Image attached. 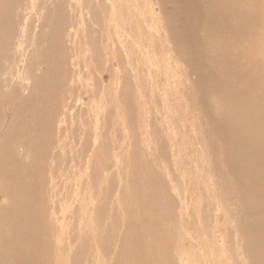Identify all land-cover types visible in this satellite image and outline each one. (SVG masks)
<instances>
[{"label": "rangeland", "instance_id": "1", "mask_svg": "<svg viewBox=\"0 0 264 264\" xmlns=\"http://www.w3.org/2000/svg\"><path fill=\"white\" fill-rule=\"evenodd\" d=\"M213 1L216 10L203 12L205 18H216L215 24L193 34L187 27H194L191 20L201 12V0H0V117L5 118L0 122H4L0 138L9 142L5 154L10 157L15 155L16 136L24 138L18 148L22 158L28 143L33 142L30 157L37 165L27 167L33 170L37 206L44 205L42 233L45 231L49 244L43 251V264H71L72 259L73 264H142L138 251L148 254L145 264H264L260 254L249 252L254 243L264 244V215L257 207L259 201L253 198L256 188L247 189L245 185L263 181L262 175L256 166L238 156L257 144L251 146L248 140L228 143L218 136L220 130L248 128L252 139L258 142L259 138V145L264 144V114L258 108L256 112L246 100L244 106L236 105L242 100L238 93L248 89L253 80H259L263 92L250 93L264 97V0ZM242 5L246 7L242 9ZM241 17H247V24L240 23ZM227 23L233 24L231 28ZM237 23L239 31L234 27ZM190 37L192 43L185 42ZM238 53L243 55L241 59ZM215 55L223 57L210 64ZM233 57L238 58V66ZM210 75L218 82L205 88L203 83L211 80ZM1 96L7 104L2 103ZM228 114L236 124L228 120ZM58 142H64L70 150L60 149ZM53 148L55 151H51ZM54 156L59 164L68 161L70 165L64 171L68 177L59 169L55 180L54 188L61 199L60 216L84 213L88 218L83 225L72 220L76 229H88L89 235H78L71 244L59 238L56 242L50 235ZM74 159L82 168H71ZM66 194L69 199L64 198ZM93 212L98 221H92ZM143 217L153 225H143ZM63 222L62 228H66L69 220ZM250 230L251 235L246 233ZM75 247L78 253L86 249L81 260L74 254Z\"/></svg>", "mask_w": 264, "mask_h": 264}, {"label": "bare ground", "instance_id": "2", "mask_svg": "<svg viewBox=\"0 0 264 264\" xmlns=\"http://www.w3.org/2000/svg\"><path fill=\"white\" fill-rule=\"evenodd\" d=\"M2 1V0H1ZM113 1V0H112ZM198 1V0H197ZM202 2H203V4L201 5V6H198L199 8H200V10H201V12L200 11H197V14L194 16V17H192V20H191V24H193V26L194 27H187L190 31H192L193 32V34L194 33H197L198 31H201V30H204V29H206V30H208L209 29V27H212L211 25L212 24H215V20H216V18H211V17H209V18H205V16H204V13L205 12H209V9L211 10V11H215L216 10V8H215V5H214V2L215 1H213V0H201ZM222 1V0H221ZM230 1V0H229ZM235 0H233V2H234ZM241 2L240 0H237L236 2ZM245 1V0H244ZM84 2V1H83ZM170 2V1H169ZM177 2V1H176ZM232 2V3H233ZM248 2V1H247ZM246 2V3H247ZM250 2V1H249ZM248 2V3H249ZM253 2V1H252ZM257 2V1H256ZM12 3V2H11ZM52 3V2H51ZM87 3V2H86ZM91 3V2H90ZM179 3V2H178ZM198 3V2H197ZM227 3V2H226ZM231 3V2H230ZM231 3V5H234V4H232ZM242 3H245V2H242ZM188 4V3H187ZM201 4V3H200ZM228 4V3H227ZM252 4V3H251ZM52 5V4H51ZM179 5H181V4H179ZM86 6V5H85ZM89 6H90V4H89ZM101 6V5H100ZM176 6H177V4H176ZM230 6V5H229ZM235 6V5H234ZM240 6V5H239ZM251 6V5H250ZM1 7V6H0ZM20 7V6H19ZM24 7H26V6H24ZM28 7V6H27ZM71 7V6H70ZM84 7V6H83ZM112 7V6H111ZM194 7V6H193ZM197 7V6H196ZM246 7V5L245 6H243L242 5V9H244ZM54 8V7H53ZM82 8V7H81ZM90 8V7H89ZM239 8H241V6L239 7ZM250 8H252V7H250ZM8 9V8H7ZM23 9V8H22ZM86 9V8H85ZM177 9V8H176ZM185 9V8H184ZM229 9V8H228ZM241 9V10H242ZM57 10H59V9H57ZM88 10V9H87ZM187 10V9H186ZM6 11V10H5ZM22 11H26V10H22ZM203 11H205V12H203ZM227 11H230V10H227ZM236 11H237V13H238V10L236 9ZM243 11V10H242ZM54 12H55V10H54ZM233 12V11H232ZM13 13V12H12ZM25 13V12H24ZM167 13V12H166ZM236 13V14H237ZM244 12H242V14H243ZM48 14H49V12H48ZM181 14H182V12H181ZM229 14V13H228ZM232 14H234V13H232ZM247 14V13H246ZM60 15V14H59ZM231 14H229V16H230ZM240 15H241V13H240ZM19 16V15H18ZM47 16V15H46ZM165 16V15H164ZM170 16V15H169ZM228 16V15H227ZM228 16V17H229ZM250 16H252V15H250ZM253 16H255V15H253ZM48 17H49V15H48ZM53 17H54V14H53ZM53 17H52V19H53ZM58 17V16H57ZM171 17H172V15H171ZM175 17V16H174ZM214 17V16H213ZM256 17H257V15H256ZM113 18V17H112ZM168 18V17H167ZM184 18V17H183ZM223 18V17H222ZM234 18H235V15H234ZM169 19V18H168ZM174 19V18H173ZM177 19V18H176ZM181 19V18H180ZM186 19H187V17H186ZM190 19V18H189ZM229 19L230 20H232L233 19V16H232V19H231V17H229ZM258 19V18H257ZM55 20V19H54ZM112 20V19H111ZM234 20V19H233ZM236 20V19H235ZM241 20L243 21V22H241L240 21V23H246V22H248L249 20L247 19V17H241ZM11 21V20H10ZM53 21V20H52ZM57 21V20H56ZM186 21V20H185ZM190 21V20H189ZM226 21V20H225ZM64 22V21H63ZM187 22V21H186ZM230 22V21H229ZM233 22V21H232ZM258 22V21H257ZM5 23V22H4ZM56 23V22H55ZM240 23L237 25H235L234 27H237L236 29L238 30L239 28H240ZM14 24V23H13ZM63 24V23H62ZM175 24V23H174ZM190 24V25H191ZM228 24V26L230 25V24H232V23H227ZM247 24V23H246ZM251 24V23H250ZM249 24V25H250ZM254 24V23H253ZM12 25V24H11ZM179 25V24H178ZM221 25H222V23H221ZM220 25V26H221ZM226 25V24H225ZM233 25V24H232ZM26 26H28V25H26L25 24V28H27ZM223 26V25H222ZM222 26H221V28H222ZM219 27V26H218ZM223 27H225V26H223ZM230 27V26H229ZM252 27V26H251ZM29 28V27H28ZM55 28V27H54ZM220 28V27H219ZM226 29H227V27H225ZM231 28V27H230ZM243 28H245V27H243ZM247 28H249L248 26H247ZM23 29V28H22ZM58 29V28H57ZM66 29V28H65ZM235 29V30H236ZM24 30V29H23ZM26 31H27V29H25ZM25 30H24V32H25ZM29 30V29H28ZM53 30V29H52ZM222 30V29H221ZM232 30V29H231ZM236 30V31H237ZM11 31H13V30H11ZM30 31V34H31V29L29 30ZM234 31V30H233ZM239 31V30H238ZM238 31H237V33H238ZM242 31V30H241ZM235 32V31H234ZM243 32V31H242ZM246 32V31H245ZM245 32H243V34L245 33ZM19 33V32H18ZM22 33V32H21ZM201 33H203V32H201ZM240 33V32H239ZM2 34V33H1ZM6 34V33H5ZM28 34V33H27ZM26 34V35H27ZM198 34V33H197ZM216 34V33H215ZM12 35V34H11ZM43 35H44V33H43ZM184 35V34H183ZM200 35V34H199ZM209 35H211V34H209ZM208 35V36H209ZM213 35H214V33H213ZM233 35H234V33H233ZM237 35V37H238V35L239 34H236ZM241 35H242V33H241ZM245 35V34H244ZM253 35H255V34H253ZM262 36L261 34H258V36ZM40 36H42V35H40ZM205 36V35H204ZM207 36V35H206ZM212 36V35H211ZM220 36V35H219ZM256 36V35H255ZM3 37H5V36H3ZM6 37H7V34H6ZM27 37V36H26ZM45 37V36H44ZM195 37V36H194ZM198 37V36H197ZM210 37V36H209ZM215 37V36H214ZM214 37H211V38H214ZM236 37V38H237ZM239 37H240V40H242L241 39V36L239 35ZM12 38V37H11ZM23 38V37H22ZM28 38V37H27ZM38 38V37H37ZM46 38V37H45ZM215 38H217V40H218V36L217 37H215ZM257 38V37H256ZM29 39V38H28ZM42 39V38H41ZM40 39V40H41ZM49 39V38H48ZM59 39V38H58ZM206 39V38H205ZM37 40V39H36ZM42 40H44V39H42ZM51 40V39H50ZM237 40H238V38H237ZM244 41H245V39H243ZM242 40V41H243ZM18 42L19 41H21V39L20 40H17ZM16 41V42H17ZM38 41V40H37ZM46 41V40H45ZM192 38L190 37V39H189V41L187 40V39H185V42H188V43H192ZM204 41V40H203ZM219 41H220V39H219ZM15 42V41H14ZM14 42H12V43H14ZM40 42V41H39ZM36 43V42H35ZM42 43V42H41ZM41 43H40V45H41ZM45 43V42H44ZM194 43V42H193ZM217 43H219V42H217ZM229 43V42H228ZM234 43V42H233ZM20 44H21V42H20ZM51 44V43H50ZM59 44V43H58ZM199 44H200V42H199ZM201 44H203V43H201ZM19 45V44H18ZM44 45H46V43L44 44ZM187 45V44H186ZM207 45H209V44H207ZM239 45V44H238ZM52 47V46H51ZM190 47V46H189ZM210 47V46H209ZM208 47V49L209 50H211V47L209 48ZM247 47H248V44H247ZM47 48V47H46ZM63 48V47H62ZM200 48V47H199ZM1 50V49H0ZM224 50V49H223ZM222 50V52H224ZM251 50V49H250ZM7 52H8V49L6 50ZM48 51V50H47ZM52 51V50H51ZM57 51V50H56ZM64 51V50H63ZM211 52V55L213 54L212 53V50L210 51ZM2 52L0 51V54H1ZM6 53V52H5ZM52 53V52H51ZM50 53V54H51ZM189 53H191V52H189ZM206 52H204V54H205ZM227 53V52H226ZM225 53V54H226ZM49 54V53H48ZM68 54V53H67ZM209 54V53H208ZM214 54H216V53H214ZM219 54V53H218ZM217 54V55H218ZM254 53H252V55H253ZM56 55V54H55ZM207 55V54H206ZM210 55V54H209ZM221 55V54H220ZM223 55V54H222ZM230 55V54H229ZM237 55H239L240 56V59H241V57H243V55L241 56L239 53L237 54ZM236 55V56H237ZM2 56V55H1ZM6 57H7V55H5ZM71 56V55H70ZM196 57H197V55H195ZM214 56V55H213ZM216 56V55H215ZM226 56H227V54H226ZM232 56V55H231ZM234 56V55H233ZM239 56H238V58H239ZM258 56V55H257ZM12 57V56H11ZM19 57H21V55L19 56ZM37 57V56H36ZM54 57V56H53ZM210 57V56H209ZM217 58L216 59H213L214 60V62H213V60H212V62H210V64H212V63H215L216 64V60L218 61V60H220L221 58L219 57V56H216ZM2 58V57H1ZM45 58V57H44ZM48 58V57H47ZM58 58V57H57ZM56 58V59H57ZM96 58V57H95ZM200 58H201V56H200ZM200 58H197V59H200ZM220 58V59H219ZM232 58V57H231ZM231 58H230V60H231ZM234 59H235V63H236V59H238V58H236V57H233ZM29 59V58H28ZM210 59V58H209ZM212 59V58H211ZM210 59V60H211ZM226 59H228V57L226 58ZM5 61H6V59H4ZM206 60H207V58H206ZM255 60V59H254ZM1 61H3V60H1ZM41 61V60H40ZM39 61V62H40ZM51 61V60H50ZM49 61V62H50ZM202 61H203V59H202ZM221 61V60H220ZM220 61H219V64H223V62L222 63H220ZM224 61V60H223ZM228 61H229V59H228ZM239 61V60H238ZM237 61V66H238V64H239V62ZM258 61L260 62V60L258 59ZM28 62V61H27ZM48 62V63H49ZM2 63V62H1ZM7 63V62H6ZM30 63H31V61H30ZM41 63H42V61H41ZM232 63H233V60H232ZM242 63V62H241ZM262 63H264V62H262ZM5 64V63H4ZM25 64H26V62H25ZM225 64V63H224ZM230 64V63H229ZM235 64V65H236ZM3 65V64H2ZM30 65V64H29ZM46 65H47V63H46ZM99 65V64H98ZM232 65V64H231ZM247 65H248V63H247ZM261 65V64H260ZM264 65V64H263ZM262 65V66H263ZM7 66H8V64H7ZM10 66V65H9ZM51 66H52V64H51ZM215 66V65H214ZM214 66H212L211 68H213ZM225 66V65H224ZM254 66V65H253ZM258 65H256V67H257ZM25 67V66H24ZM203 67V66H202ZM229 67H230V65H229ZM241 67V66H240ZM244 67V66H243ZM8 68V67H7ZM30 68V67H29ZM32 68V67H31ZM56 68V67H55ZM59 68V67H58ZM204 68H206V67H204ZM208 68H210V67H208ZM210 68V69H211ZM218 68V67H217ZM216 68V69H217ZM219 68H222V66L220 67L219 66ZM231 68H233V67H231ZM250 68V67H249ZM20 69V68H19ZM23 69V68H22ZM27 69V68H26ZM224 69V68H223ZM237 69V68H236ZM1 70V69H0ZM4 70H6V67H5V69ZM10 70V69H9ZM225 70V69H224ZM233 70H235V69H233ZM245 70V69H244ZM250 70V69H249ZM252 70V69H251ZM262 70V69H261ZM11 71H12V69H11ZM11 71H8L9 73H11L12 75H14V73H12ZM20 71V70H19ZM24 71V70H23ZM27 71V70H26ZM204 71V70H203ZM223 71V70H222ZM258 71H259V69H258ZM5 73L7 72V71H4ZM7 72V73H8ZM18 72V71H17ZM22 72V71H21ZM33 72V71H32ZM53 72H54V70H53ZM60 72H64L63 70L62 71H60ZM217 72V71H216ZM219 72V71H218ZM218 72H217V74H218ZM231 72V71H230ZM233 72V71H232ZM238 72V71H237ZM237 72H235V73H237ZM250 72V71H249ZM248 72V73H249ZM4 73V74H5ZM28 73V72H27ZM220 73V72H219ZM226 73V72H225ZM246 73V72H245ZM260 73V72H259ZM263 73V72H262ZM10 74V75H11ZM17 74H19V73H17ZM60 74V73H59ZM204 74V73H203ZM221 74H223L222 72H221ZM238 74V73H237ZM256 74V73H255ZM9 75V74H8ZM8 75H7V77H8ZM25 75H26V72H25ZM47 75V74H46ZM62 75V74H61ZM70 75V74H69ZM225 75V74H224ZM227 75V74H226ZM226 75H225V77H226ZM240 75H241V73H240ZM246 75V74H245ZM245 75H243V76H245ZM19 76V75H18ZM17 76V77H18ZM32 76H34V73H33V75ZM31 76V77H32ZM207 76V75H206ZM221 76V75H220ZM228 76V75H227ZM238 76V75H237ZM0 77H2V72H1V76ZM4 77H6V75L4 76ZM7 77L6 78H4V79H7ZM30 77V78H31ZM228 77H230V76H228ZM227 77V78H228ZM256 77V76H255ZM260 77V76H259ZM258 77V78H259ZM12 78V77H11ZM10 78V79H11ZM19 78H20V76H19ZM22 78V77H21ZM20 78V79H21ZM24 78V77H23ZM54 78V77H53ZM223 78H224V76H223ZM242 78V77H241ZM246 78V77H245ZM244 78V79H245ZM2 79V78H1ZM9 79V80H10ZM18 79V78H17ZM16 79V80H17ZM24 79H26V78H24ZM43 79V78H42ZM209 79H211V80H209V81H207L206 83L204 82L203 83V87H205V88H207V87H209V86H211V87H213V86H215L216 85V83L218 82V79L215 77V76H209ZM239 79H240V77H239ZM239 79H238V81H239ZM243 79V78H242ZM19 80V79H18ZM17 80V81H18ZM38 80V79H37ZM46 80V79H45ZM51 80V79H50ZM234 80V79H233ZM247 80V79H246ZM245 80V81H246ZM263 80V79H262ZM1 81V80H0ZM4 81V83H5V80H3ZM13 82H14V80H12ZM47 81V80H46ZM250 81V80H249ZM259 80H253V82H251L250 83V85H249V87H248V89H246V90H244V91H241V94L240 93H238V95L242 98V100L241 101H237V106L238 107H241V106H244V102H245V100L247 101V102H249V103H252V106H255V111H256V108H258L257 110L260 112L261 111V113L262 114H264V97H262L259 93L257 94V95H252L253 93H250L251 92V90H259L260 92H263V85H259L260 84V82H258ZM21 82V81H20ZM20 82H17V83H20ZM53 82V81H52ZM3 83V84H4ZM58 83V82H57ZM210 84V85H207V84ZM227 83H228V81H227ZM230 83V82H229ZM228 83V84H229ZM1 84V83H0ZM11 84H13V83H11ZM11 84H10V86H11ZM34 84V83H33ZM42 84V83H41ZM44 84V83H43ZM53 84V83H52ZM236 84V83H235ZM2 85V84H1ZM5 85V84H4ZM3 85V86H4ZM28 85V84H27ZM26 85V86H27ZM58 85V84H57ZM5 86H7V84L5 85ZM16 86H19V85H16ZM60 86V85H59ZM12 87V86H11ZM20 87V86H19ZM47 87V86H46ZM210 87V88H211ZM21 88V87H20ZM23 88H25V85H24V87ZM31 88H33V87H31ZM59 88V87H58ZM63 88V87H62ZM62 88H61V90H62ZM38 89H40V88H38ZM50 89V88H49ZM56 89H57V87H56ZM214 89V88H213ZM13 90H14V88H13ZM13 90H11V91H13ZM36 90V89H35ZM47 90V89H46ZM190 90V89H189ZM188 90V91H189ZM192 90V89H191ZM242 90V89H241ZM9 91H10V89H9ZM16 91V90H15ZM48 91H50V90H48ZM38 92H39V90H38ZM47 92V91H46ZM193 92V91H192ZM228 92V91H227ZM243 92V93H242ZM24 93H25V90H24ZM23 93V94H24ZM27 93V92H26ZM190 93V92H189ZM214 93V92H213ZM229 93H230V91H229ZM229 93H227V95H229L230 96V94ZM12 94V96H14L15 95V93L13 92V93H11ZM14 94V95H13ZM17 94V93H16ZM19 94V93H18ZM27 95H28V93H27ZM29 95H30V93H29ZM33 95V94H32ZM42 95V94H41ZM190 95V94H189ZM9 96V95H8ZM26 96V95H25ZM38 96H39V94H38ZM51 96V95H50ZM7 97V96H6ZM14 97H16V96H14ZM31 97V96H30ZM231 97H233V95H231ZM244 97V98H243ZM29 98V97H28ZM93 98H94V95H93ZM1 99H2V103H4V102H6V104L8 103L7 102V99H5V97L4 96H1ZM12 99V98H11ZM10 99V100H11ZM19 99V98H18ZM22 99V98H21ZM30 99V98H29ZM28 99V100H29ZM35 99V98H34ZM36 99H37V97H36ZM193 99V98H192ZM8 100H9V98H8ZM40 100V99H39ZM56 100H58V99H56ZM95 100V99H94ZM14 100L12 99V102H13ZM17 101V100H16ZM25 101V100H24ZM31 101V100H30ZM96 101V100H95ZM10 102V101H9ZM22 102H23V100H22ZM40 102V101H39ZM43 102V101H42ZM49 102V101H48ZM48 102L46 103V104H48ZM1 103V102H0ZM14 103V102H13ZM57 103V102H56ZM77 103H78V101H77ZM246 103V102H245ZM248 103V104H249ZM9 104H11V103H9ZM15 104H17V102L15 103ZM28 104V103H27ZM41 104V103H40ZM51 104V103H50ZM52 104H54V103H52ZM218 104V103H217ZM247 104V103H246ZM2 105V104H1ZM0 105V106H1ZM25 105V104H24ZM42 105V104H41ZM43 105H44V103H43ZM219 105V104H218ZM28 106V105H27ZM32 106V105H31ZM46 106V105H45ZM49 105H47L46 107H48ZM56 106V105H55ZM67 106V105H66ZM252 106L250 105V107L252 108ZM21 107V106H20ZM44 107V106H43ZM42 107V108H43ZM58 107H59V103H58ZM220 107V106H219ZM14 108V107H13ZM27 108V107H26ZM29 108V107H28ZM38 108V107H37ZM4 109V108H3ZM24 109V108H23ZM30 109V108H29ZM28 109V110H29ZM46 110H48L47 108H45ZM66 109V107L64 108V110ZM75 109V108H74ZM230 109H232V108H230ZM248 109V108H247ZM250 109V108H249ZM6 110V109H5ZM28 110H27V112H28ZM34 110V109H33ZM54 110V109H53ZM73 110V109H72ZM11 111V110H10ZM21 111H22V108H21ZM36 111V110H35ZM51 110H49V113H51L50 112ZM57 111V110H56ZM56 111H54V112H56ZM62 111V110H61ZM65 111H67V109L65 110ZM32 112V111H31ZM69 112V111H68ZM72 112V111H71ZM190 112V111H189ZM257 112V111H256ZM18 113V112H17ZM20 113V112H19ZM21 113H23V112H21ZM34 113V112H33ZM36 113V112H35ZM40 113V112H39ZM47 113V112H46ZM59 113V112H58ZM11 114V113H10ZM44 114V113H43ZM72 114V113H71ZM253 114V113H252ZM257 114V113H256ZM3 115H5V113H3ZM20 115H22V114H20ZM27 115V114H26ZM48 115V114H47ZM52 115V114H51ZM253 115H255V114H253ZM17 116V115H16ZM28 116V115H27ZM53 116V115H52ZM55 116V115H54ZM53 116V117H54ZM58 116V115H57ZM67 116V115H66ZM228 117H230L228 120L229 121H234V117H233V115H227ZM256 116H258V115H256ZM255 116V117H256ZM13 117V116H12ZM29 118H30V116H28ZM38 117H39V115H38ZM63 117H65V116H63ZM250 117V116H249ZM8 118V117H7ZM42 118V117H41ZM58 118V117H57ZM260 118V117H259ZM259 118H258V120H259ZM262 118H263V116H262ZM4 117H0V122H2V121H4ZM38 119H40V118H38ZM45 119V118H44ZM52 119V118H51ZM64 119V118H63ZM240 119H241V117H240ZM11 120V119H10ZM15 120V119H14ZM23 120H24V116H23ZM60 120V119H59ZM58 120V121H59ZM7 121V120H6ZM25 121H27V120H25ZM34 121V120H33ZM41 121V120H40ZM39 121V122H40ZM44 121H46V120H44ZM48 121V120H47ZM57 121V120H56ZM57 121V122H58ZM228 121V122H229ZM240 121V120H239ZM10 122V121H9ZM13 122V121H12ZM191 122H193V121H191ZM231 122V123H232ZM260 122H262L261 120H260ZM4 123V122H3ZM2 123V124H3ZM23 123V122H22ZM47 123H49V122H47ZM53 123H54V121H53ZM64 123V122H63ZM62 123V124H63ZM230 123V122H229ZM2 124L0 123V131H2L1 130V128H2ZM8 124V123H7ZM13 124V123H12ZM25 124V123H24ZM29 124V123H28ZM27 124V125H28ZM39 124V123H38ZM50 124V123H49ZM60 124V123H59ZM66 124V123H65ZM183 124H184V122H183ZM191 124V123H190ZM233 124H236L235 122H233ZM264 124V123H263ZM263 124H262V126H263ZM34 125H35V123H34ZM41 125V124H40ZM192 125H193V123H192ZM22 126H24V125H22L21 124V127ZM19 127V126H18ZM17 127V128H18ZM20 127V128H21ZM25 127V126H24ZM28 127H29V125H28ZM65 127V126H64ZM193 127V126H192ZM30 128V127H29ZM46 128V127H45ZM194 128V127H193ZM23 128H21V130H22ZM35 129V128H34ZM36 129H37V127H36ZM58 129H59V127H58ZM195 129V128H194ZM41 130H43V128L41 129ZM40 130V131H41ZM47 130V129H46ZM11 131V130H10ZM28 131H29V129H28ZM36 131V130H35ZM45 131V130H44ZM44 131H42V132H44ZM174 130H172V132H173ZM183 131V130H182ZM193 131V130H192ZM27 132V131H26ZM39 132V131H38ZM41 132V133H42ZM53 132V131H52ZM57 132V131H56ZM60 132V131H59ZM3 133V132H2ZM11 133V132H10ZM15 133V132H14ZM25 133V132H24ZM29 133V132H28ZM34 133V132H33ZM35 134V133H34ZM46 134V133H45ZM45 134H42V135H45ZM59 134V133H58ZM15 135V134H14ZM53 135V134H52ZM22 136H24V134L22 135ZM25 136H26V134H25ZM33 136V135H32ZM38 136V135H37ZM64 136V135H63ZM219 137H221L220 139H222V141H224V142H228V143H231V141H239V140H244V141H249L250 143H251V146H253V144L252 143H256L257 145H255L254 144V146L252 147V149L249 151V152H247V153H245V154H242V155H238V156H240L241 158H243V160H247V161H249V163L255 168V166H256V168L257 169H259L260 170V174L262 175L261 176V179L263 180V181H258L257 183H255V182H253L252 183V181H248L247 183H245V185H246V187H247V189H249L251 186H253V187H255L256 188V191H255V193H256V195H254L253 196V198L254 199H256V200H258L259 201V205L257 206L260 210H259V212L260 213H262L263 215H264V144L262 143L261 145H259L260 143V139L258 138V142L256 141V139H252L253 137H252V134L250 133V129H246V130H244V129H239V130H235L234 132H224V131H221L220 130V132H219V135H218ZM6 137V136H5ZM30 137V136H29ZM36 137V136H35ZM35 137L33 138V139H35ZM176 137V136H175ZM218 137V138H219ZM2 138H4V137H2L1 136V138H0V264H41L42 263V261L44 260V257L45 256H43V251H44V249L48 246V244H49V241L47 240V235H46V233H45V231H43V233H42V228H43V225L45 224V216H44V213H41L42 212V210H43V207H44V205H43V203H39V206H37V203H36V183H35V180H34V178H32L33 177V174H32V171L27 167V166H33L34 168H35V166L37 165L36 164V162L34 163V164H32V160H34L32 157H30V155L32 154L33 155V153H31V150H30V148H29V146L30 145H32L33 144V142H32V144H30V143H28V146L24 149V154H23V158L20 156V154H19V152H18V148H19V145L22 143V142H24V141H22L24 138H20L19 136H16L15 137V140H14V144H13V146H17V148L15 149L16 151H15V155L13 156V155H11V157L10 156H7L6 154H5V151L7 150V139L6 140H3L2 141ZM38 138V137H37ZM42 138H44L43 136H42ZM170 138H171V136H170ZM174 138V137H173ZM32 139V138H31ZM46 139H47V137H46ZM49 139V138H48ZM64 139V138H63ZM175 139V138H174ZM10 142L12 141L11 140V138L10 139H8ZM19 140H21L22 142H20ZM38 140V139H37ZM42 140V139H41ZM40 140V141H41ZM57 140V139H56ZM62 140V139H61ZM254 140V141H253ZM28 141V140H27ZM33 141H35V140H33ZM46 141H48V140H46ZM57 141H60V140H57ZM19 142V143H18ZM36 142V141H35ZM38 142H39V140H38ZM65 142V141H64ZM64 142H62V143H60V142H58V143H60V149H62V150H64V151H69L70 150V148L69 147H67V145L64 143ZM3 143H4V145H3ZM9 143V142H8ZM17 143H18V145H17ZM41 143V142H40ZM39 143V144H40ZM178 143V142H177ZM241 143V142H240ZM36 144V143H35ZM45 145H46V143H44ZM44 144H42V145H44ZM12 145V144H11ZM48 145V144H47ZM10 146V145H9ZM39 147V145L38 144H36V147ZM84 146V145H83ZM58 147V146H57ZM67 147V148H66ZM40 148V147H39ZM32 149V148H31ZM34 149H35V146H34ZM38 149V148H37ZM39 150V149H38ZM37 150V151H38ZM46 150V149H45ZM49 150V149H48ZM47 150V151H48ZM56 150H57V148H56ZM8 151V150H7ZM51 151H55L54 150V148L53 149H51ZM12 152V151H11ZM41 152H43V151H41ZM47 153V152H46ZM52 153V152H51ZM81 153H82V151H81ZM178 153H180V151L178 152ZM254 153H256V157L254 156L255 154ZM35 154H36V151H35ZM37 154H38V152H37ZM42 154V153H41ZM40 154V155H41ZM48 154V153H47ZM43 156L45 155V154H42ZM53 155V154H52ZM180 155V154H179ZM36 156V155H35ZM37 157V156H36ZM47 157H48V155H47ZM205 157V156H204ZM32 158V159H31ZM44 158V157H43ZM46 158V157H45ZM51 158H53V161H55V163L54 162H52V169H51V171H52V176H50V180H51V182H50V189H51V194H50V204H49V208H50V210H51V213H50V218H51V220H50V222H49V226H50V235L52 234V238H56V242H57V238H59V240H63V241H68L69 243H70V241H75L76 239H77V236L79 235L80 236V238H87V236L89 235V231H88V229H83V230H80V229H76L75 227H74V225H73V222H72V220H76V221H78V224L79 225H83V224H85V223H87V220H88V218L87 217H85V215H84V213H79V214H77V215H75V214H73V215H71L70 216V218H69V213H68V215L67 214H64V215H62V216H60L61 214H62V212H61V209H60V207H61V204H60V202H61V199H60V193L54 188L55 187V185H56V181L55 180H57V178H58V171H59V169H61V173H62V175H64V171H65V167L67 166V169L68 168H70V165L68 164V161H66V163H61V164H59V162H58V159H57V157L56 156H54V157H51ZM40 159H41V157H40ZM47 159V158H46ZM49 159V158H48ZM38 160V159H37ZM43 161V160H42ZM45 161V160H44ZM45 163H48V162H45ZM74 166H71V168L72 167H75V166H80L81 167V162L78 160H76V159H74ZM185 165H187V164H185ZM46 166H48V165H46ZM196 166V165H195ZM40 167H41V165H40ZM44 167V166H43ZM62 167V168H61ZM36 168H38V169H40L39 167H36ZM48 168V167H47ZM82 168V167H81ZM197 169V168H196ZM44 170V169H43ZM48 170V169H47ZM46 170V172H48ZM247 170H249V167L247 168ZM254 169L252 168V170L251 171H253ZM258 170V171H259ZM36 173L38 172L39 173V170L37 171H35ZM34 173V172H33ZM37 173V174H38ZM43 173V172H42ZM49 173H50V171H49ZM255 173L257 174V172L255 171ZM43 175V174H42ZM51 175V174H50ZM65 175H66V177H68V175H67V173H65ZM64 175V176H65ZM39 176H40V174H39ZM45 176V175H44ZM194 176V175H193ZM200 176V175H199ZM152 177H153V175H152ZM42 178H44V177H42ZM149 179H151V178H149ZM40 180H42L41 178H40ZM44 180H47V179H44ZM192 180V179H191ZM38 181V180H37ZM55 181V182H54ZM156 181V180H155ZM41 182V181H40ZM46 182V181H45ZM157 182V181H156ZM39 184V183H38ZM44 184V183H43ZM42 184V185H43ZM188 184H190V183H188ZM187 184V185H188ZM46 185V184H45ZM44 186V185H43ZM43 186H41V187H43ZM49 186V185H48ZM47 186V187H48ZM185 186V185H184ZM45 187V186H44ZM141 187V186H140ZM139 187V188H140ZM151 187V186H150ZM149 187V188H150ZM154 187V186H153ZM148 188V189H149ZM154 188H156V187H154ZM39 189V188H38ZM152 189V188H151ZM185 189V188H184ZM41 190H43V189H41ZM141 190H142V188H141ZM150 190V189H149ZM41 194V193H40ZM153 194H154V192H153ZM158 194V193H157ZM148 197V196H147ZM151 197V196H150ZM153 197H154V195H153ZM156 197V196H155ZM165 197V196H164ZM170 197V196H169ZM49 198V197H48ZM64 198L65 199H69V194H66L65 196H64ZM166 198V197H165ZM171 198V197H170ZM143 200H144V196H143ZM153 200V199H152ZM145 201V200H144ZM148 201H149V199H148ZM162 201V200H161ZM167 201V200H166ZM170 201V200H169ZM128 202V201H127ZM134 202V201H133ZM150 202V201H149ZM151 202H153V201H151ZM168 202V201H167ZM171 202V201H170ZM94 203L95 202H93V205H94ZM135 203V202H134ZM165 203V202H164ZM192 203V202H191ZM141 204V203H140ZM148 204V203H147ZM166 204V203H165ZM170 204V203H169ZM195 204V203H194ZM47 205V204H46ZM152 205H154V204H152ZM173 205V204H172ZM181 205V204H180ZM48 206V205H47ZM46 206V207H47ZM155 206V205H154ZM169 206H171V205H169ZM168 206V207H169ZM94 208H96L95 207V205L93 206ZM129 207V206H128ZM127 207V208H128ZM167 207V209H169ZM181 207V206H180ZM151 208H152V206H151ZM47 209V208H46ZM60 209V212L58 213V210ZM132 209H133V206H132ZM131 209V210H132ZM144 209V208H143ZM166 209V208H165ZM191 209V208H190ZM135 210V209H134ZM155 210V209H154ZM221 210V209H220ZM179 211V210H178ZM255 211V210H254ZM43 212H45V211H43ZM49 212V211H48ZM149 212H150V210H149ZM225 212V211H224ZM141 213V212H140ZM181 213V212H180ZM179 213V214H180ZM223 213V212H222ZM155 214V213H154ZM46 215V214H45ZM93 215H94V217H92V221L94 222V221H98V219H97V216H96V212H93ZM151 215V214H150ZM48 216H49V213H48ZM139 216V215H138ZM142 216V215H141ZM147 216H149V215H147ZM146 216V217H147ZM156 216V215H155ZM140 217V216H139ZM154 217V216H153ZM157 217V216H156ZM169 217V216H168ZM47 218V217H46ZM69 218V219H68ZM149 218V217H148ZM147 218V219H148ZM155 218V217H154ZM143 219H144V217H143ZM198 219H199V217H198ZM61 220H69V222L66 224V228H62V226H63V221H61ZM140 220V219H139ZM187 220V219H186ZM262 220H264V216H263V219ZM261 220V221H262ZM131 221V220H130ZM47 222H48V220H47ZM137 222V221H136ZM190 222V221H189ZM157 223V222H156ZM161 224H162V222H160ZM137 224V223H136ZM143 225H146V224H152L153 225V222L151 221V220H143V223H142ZM160 224V225H161ZM209 224V223H208ZM207 224V225H208ZM212 224H214V222L212 223ZM122 226H123V224H121ZM125 225V224H124ZM129 225H130V223H129ZM205 225V224H204ZM245 226H247V225H245ZM95 227H97V226H95ZM196 227V226H195ZM215 227H216V224H215ZM219 227V226H218ZM122 228V227H121ZM151 228V227H150ZM155 228H156V225H155ZM152 229V228H151ZM154 229V228H153ZM201 229V228H200ZM151 231V230H150ZM162 231V230H161ZM160 231V232H161ZM133 232V231H132ZM158 232V231H157ZM237 232V231H236ZM162 233V232H161ZM161 233H160V237H161ZM246 233H248V234H250L251 235V233H252V230H250V231H248V232H246ZM147 234H148V232H147ZM156 235H157V233H155ZM163 234V233H162ZM218 234V233H217ZM259 234H261V233H259ZM159 235V234H158ZM262 235V234H261ZM137 236V235H136ZM163 236V235H162ZM216 236H218V235H216ZM260 236V235H259ZM118 237H119V235H118ZM173 238V237H172ZM140 239V238H139ZM163 238H161V241L160 242H162L163 240H162ZM184 239H186V238H184ZM52 240V239H51ZM159 240H160V238H159ZM248 240V239H247ZM53 242V241H52ZM157 242H158V240H157ZM166 242V241H165ZM241 242H242V240H241ZM255 242V240H253L252 241V243H254ZM136 243V242H135ZM257 243L258 242H256V243H254L255 245H251V247H250V249H249V252L251 253H253V254H255V255H261L260 256V259L261 260H263L264 261V244H258L257 245ZM263 243H264V241H263ZM71 244V243H70ZM162 244V243H161ZM82 245H85L84 243H82ZM162 245H164V244H162ZM68 246H69V244H68ZM53 247V246H52ZM161 247V246H160ZM58 248V247H57ZM212 249V248H211ZM70 248L68 247V251L70 252ZM85 250L86 249H79V253H78V251H77V249H76V247H75V249H74V254L76 253V255H79L78 257H79V260H81L82 258H83V254L82 253H84L85 252ZM53 252V251H52ZM59 252V251H58ZM57 252V253H58ZM212 252H214V251H212ZM60 253V252H59ZM58 253V254H59ZM64 253V251H62V254ZM132 254V253H131ZM71 255H72V253H71ZM187 255V254H186ZM58 256H60V254L58 255ZM69 256V255H68ZM147 257H148V254H146L145 255V253L143 252V251H138V259L140 260V262L142 263V264H145V261H148V259H147ZM240 257V256H239ZM241 259H242V257H241ZM73 260L74 259H72V262L70 261L69 263H71V264H73ZM203 261V260H202ZM80 262V261H79ZM176 262V261H175ZM206 262V261H205ZM256 262V261H255ZM254 262V263H255ZM43 264V263H42ZM137 264H139V263H137Z\"/></svg>", "mask_w": 264, "mask_h": 264}]
</instances>
